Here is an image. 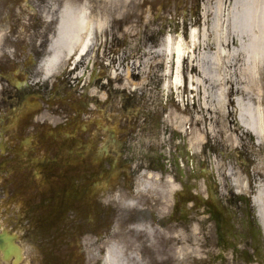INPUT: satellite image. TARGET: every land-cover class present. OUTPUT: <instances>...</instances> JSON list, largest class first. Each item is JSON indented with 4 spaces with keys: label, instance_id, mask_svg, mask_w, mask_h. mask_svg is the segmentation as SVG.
Returning <instances> with one entry per match:
<instances>
[{
    "label": "flooded vegetation",
    "instance_id": "obj_1",
    "mask_svg": "<svg viewBox=\"0 0 264 264\" xmlns=\"http://www.w3.org/2000/svg\"><path fill=\"white\" fill-rule=\"evenodd\" d=\"M33 1L30 16L8 15L1 47L0 201L20 217L0 215V264H106L118 245L125 259L152 264L166 250L161 233L209 226L219 249L250 264L247 244L264 247L254 205L216 186L206 172L210 155L190 159L181 131H170L167 120L151 124L139 92L124 87L112 65L96 78L46 76L57 25H47L50 3ZM25 146L41 157L37 175L18 160ZM144 160L158 180L149 199L140 186ZM139 225L155 233L158 256L154 249L145 256Z\"/></svg>",
    "mask_w": 264,
    "mask_h": 264
},
{
    "label": "bare ground",
    "instance_id": "obj_2",
    "mask_svg": "<svg viewBox=\"0 0 264 264\" xmlns=\"http://www.w3.org/2000/svg\"><path fill=\"white\" fill-rule=\"evenodd\" d=\"M126 1L97 0L91 5L87 0H77L64 5L44 63L45 75L53 76L61 65L80 70L97 36L110 32L115 21H123L126 12L119 7L127 5ZM223 6L224 1L217 0L214 10L203 9L200 23L190 25L188 31L185 26L183 35L167 33L156 48L140 55V70L146 80L149 68L158 66L163 71L160 80H165L163 92L176 97L192 94L193 113L186 115L189 105L184 102L186 107L181 112L186 116L179 117L176 128L188 133V157L197 161V157L208 156L209 148L222 156L227 153L231 161L223 163L218 155L210 156L208 165L237 195L254 194L264 226V185L253 178V174L258 177L264 173V0H231L228 13ZM207 67L217 73L211 75ZM207 80L215 86L214 97L204 86ZM173 102L181 107L179 99ZM236 155L247 167L253 160L247 178L233 162ZM157 182L155 173L143 163L142 190L156 192ZM115 253L111 248L106 264H117Z\"/></svg>",
    "mask_w": 264,
    "mask_h": 264
},
{
    "label": "rangeland",
    "instance_id": "obj_3",
    "mask_svg": "<svg viewBox=\"0 0 264 264\" xmlns=\"http://www.w3.org/2000/svg\"><path fill=\"white\" fill-rule=\"evenodd\" d=\"M19 1V3H18ZM40 1V0H38ZM77 0H47L50 3L51 12L47 11L46 20L48 26L58 25L61 11L66 4H75ZM80 2L85 0H78ZM91 5H95L97 0H87ZM217 0H206L201 7H190L185 5L184 0H128L127 5L122 4L119 9H123L126 15L123 21H115L112 25L110 32H104L98 35L95 40L90 53L87 55L86 60L80 70H76L74 66L61 65L54 73L57 75H64L69 80H77L79 78H88L90 74L93 78L101 76L102 72L110 68L112 65L113 74L117 78H121L125 81L124 87L127 89L135 88L139 92V96L142 99V108L148 111L150 114V122L153 124L156 119L162 120L168 123L170 131L176 130L179 117L182 114L181 108H185L184 99L186 102L190 100L187 106L189 109L186 115L193 113V98L192 94H180L178 97L171 92H163L162 84L165 82L163 77L160 80V75L163 73L162 69L158 66L149 68L146 76V80L143 79L140 70V63L142 58L140 57L144 51L154 49L162 41L165 34L173 32L182 34L184 26H188L197 23L199 24L202 19V11L207 8L209 11L214 10ZM226 13L230 7L231 0H223ZM14 3L13 5H10ZM18 3V5H17ZM131 3V4H129ZM126 5V6H125ZM118 7V5H117ZM36 7V2L33 0H0V56L1 47L3 43L8 39V28L10 18L8 15H19V16H30L32 10ZM5 16V17H4ZM179 26L178 29L176 26ZM183 35V34H182ZM3 57V56H2ZM32 61V60H30ZM75 69V70H74ZM208 72L212 75L217 73L215 69H209ZM229 70H227L228 72ZM66 74V75H65ZM97 77V78H98ZM261 79L264 82V70L261 71ZM204 86L209 89L210 97H214L215 86L210 81H205ZM179 99L181 102L180 106H175L177 102H173L174 98ZM190 113V114H189ZM165 114L167 117H165ZM185 115V116H186ZM164 119V120H163ZM185 128H189V125ZM178 131V130H177ZM183 134L188 138L187 131ZM214 146L215 143L210 141ZM248 142V140H246ZM223 151V150H221ZM224 152V151H223ZM217 153V154H216ZM209 155L219 156L221 161L224 163L231 161L232 159L225 153L223 156L221 152H214L208 150ZM18 160L22 163L28 164L30 168H34V175H37L41 170L40 155L37 150L31 147H22L18 150ZM241 156L237 155L233 157V162L237 169L243 173L245 178L248 177V171L253 169V160H250V164L247 167L245 163L240 159ZM250 158V157H249ZM201 158H199L200 161ZM205 160V159H203ZM147 162L146 160H144ZM224 172V169L221 170ZM218 176V174L216 173ZM253 174L254 182H261L264 185V173L260 174L257 178ZM217 178V177H216ZM222 179V178H221ZM222 187H225L231 191L232 186L229 185L227 180L223 178ZM217 186V185H216ZM220 186V185H218ZM143 192V191H142ZM146 198H153L156 193H145ZM252 192L247 197H252ZM9 207V209L7 208ZM12 207L10 202H6L3 205L0 201V215L3 216L4 209L6 215H10L13 222L19 220L18 215H13ZM143 225L135 227L134 230L144 240L143 243L147 246L145 256L148 257L149 252L154 249L153 254L158 256L156 247L155 233L150 231L146 226ZM210 229H199L194 227L190 234H186L183 230H177L176 234L161 233L163 238L162 245L166 247L165 251H159L161 258L157 259V263L152 264H248L237 259L231 251L225 250L223 257H221L222 251L218 249L217 237L213 227L209 226ZM117 258V264H145V259L139 257L133 258L127 255L125 259L122 250V245L115 247ZM188 256L189 258H185ZM129 257V258H128ZM192 260V262H191ZM149 264V263H146Z\"/></svg>",
    "mask_w": 264,
    "mask_h": 264
},
{
    "label": "water",
    "instance_id": "obj_4",
    "mask_svg": "<svg viewBox=\"0 0 264 264\" xmlns=\"http://www.w3.org/2000/svg\"><path fill=\"white\" fill-rule=\"evenodd\" d=\"M261 252H262V250L259 249L258 254H257V259L255 260L257 263L260 262V261H259L260 259H263V257H260ZM263 260H264V259H263Z\"/></svg>",
    "mask_w": 264,
    "mask_h": 264
}]
</instances>
